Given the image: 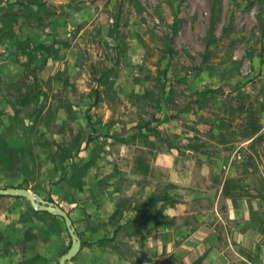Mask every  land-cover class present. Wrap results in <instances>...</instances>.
I'll use <instances>...</instances> for the list:
<instances>
[{
  "label": "rangeland",
  "instance_id": "obj_1",
  "mask_svg": "<svg viewBox=\"0 0 264 264\" xmlns=\"http://www.w3.org/2000/svg\"><path fill=\"white\" fill-rule=\"evenodd\" d=\"M0 140L38 196L264 199V0H0Z\"/></svg>",
  "mask_w": 264,
  "mask_h": 264
},
{
  "label": "crops",
  "instance_id": "obj_2",
  "mask_svg": "<svg viewBox=\"0 0 264 264\" xmlns=\"http://www.w3.org/2000/svg\"><path fill=\"white\" fill-rule=\"evenodd\" d=\"M16 162L12 156L0 169V188L32 192L28 164ZM53 171L42 170L40 179L48 182L59 173ZM62 177L48 185V195L68 213L81 240L65 264H264V199L248 197L243 190L228 192L231 174L191 173V182L198 183L156 202L150 191L136 199L132 189L127 194L109 191L103 198L88 180L74 201L66 197L73 191ZM207 178L220 183L210 187ZM45 212L26 197L0 194V264H58L71 239L63 219Z\"/></svg>",
  "mask_w": 264,
  "mask_h": 264
},
{
  "label": "water",
  "instance_id": "obj_3",
  "mask_svg": "<svg viewBox=\"0 0 264 264\" xmlns=\"http://www.w3.org/2000/svg\"><path fill=\"white\" fill-rule=\"evenodd\" d=\"M0 194L26 197L35 209L55 214L63 219L71 242L68 249L59 258L58 264H65L67 260L72 259L77 254L81 246L80 237L76 233L72 220L69 217L68 213L59 205L51 201L43 200L37 194L20 187L0 188Z\"/></svg>",
  "mask_w": 264,
  "mask_h": 264
},
{
  "label": "trees",
  "instance_id": "obj_4",
  "mask_svg": "<svg viewBox=\"0 0 264 264\" xmlns=\"http://www.w3.org/2000/svg\"><path fill=\"white\" fill-rule=\"evenodd\" d=\"M15 152H16V150L14 148H12V149H11V147L8 148L6 143L3 140H0V165H4L5 162H8L9 159L12 158V156H15L14 155ZM49 200L52 201L51 198H49ZM45 213H47V212H45Z\"/></svg>",
  "mask_w": 264,
  "mask_h": 264
},
{
  "label": "clouds",
  "instance_id": "obj_5",
  "mask_svg": "<svg viewBox=\"0 0 264 264\" xmlns=\"http://www.w3.org/2000/svg\"><path fill=\"white\" fill-rule=\"evenodd\" d=\"M164 214L165 215H171V212L170 211H166Z\"/></svg>",
  "mask_w": 264,
  "mask_h": 264
}]
</instances>
